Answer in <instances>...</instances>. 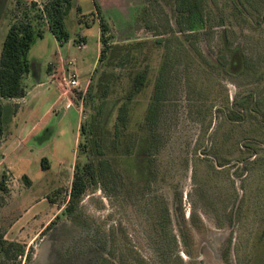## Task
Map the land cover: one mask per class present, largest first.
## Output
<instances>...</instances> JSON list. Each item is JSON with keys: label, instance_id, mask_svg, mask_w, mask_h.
Instances as JSON below:
<instances>
[{"label": "rangeland", "instance_id": "obj_1", "mask_svg": "<svg viewBox=\"0 0 264 264\" xmlns=\"http://www.w3.org/2000/svg\"><path fill=\"white\" fill-rule=\"evenodd\" d=\"M35 1L26 14L43 38L24 78L35 93L1 103L0 180L8 194L0 191V233L25 253L0 255V264H264V0H190L189 31L176 21L181 0H96L110 45L141 41L132 62L115 71L121 79L111 87L105 124L125 101L129 73L145 69L147 86L127 102L124 130L160 136L161 171L152 193L140 189L126 206L91 184L74 219L62 213L76 158L88 155L77 97L98 65L99 19L94 0H73L70 38L60 44L42 11L47 0ZM16 3L0 0V54ZM166 23L177 24L174 35ZM223 50L237 52L231 63ZM72 74L78 88L68 86ZM55 89L65 96L49 111Z\"/></svg>", "mask_w": 264, "mask_h": 264}, {"label": "trees", "instance_id": "obj_2", "mask_svg": "<svg viewBox=\"0 0 264 264\" xmlns=\"http://www.w3.org/2000/svg\"><path fill=\"white\" fill-rule=\"evenodd\" d=\"M72 1L47 0L42 5V11L48 22V30L60 44L67 43L70 38L66 30L65 20L71 10ZM189 1L181 0V9H178L176 2V21L179 26L183 27L181 31H189L187 27L190 20L186 13L190 6ZM16 4L13 19L0 54V99L7 101L26 96L24 78L32 71L28 54L36 40L43 38V32H35L30 18L26 14L28 6L37 8V1L33 0L27 3L24 0H17ZM94 7L95 14L99 19L102 47L98 65L91 76L87 90L78 92L77 97L79 101H82L83 113L79 134L81 138L88 141V155L84 159L80 155L76 158L69 201L62 213L71 219H74L72 216L75 208L91 184L98 186L108 197L116 199L120 205L126 206L128 201L137 196L140 189L152 193V188L158 181L161 171L162 145L160 136L156 135L150 128L148 132L142 128L137 129L138 133L128 132L127 134L124 130L126 124L128 126L131 120L130 107L128 111L126 109L127 102L131 101L137 92L144 90L147 86L148 72L145 69L143 72L133 71L129 73L131 86L125 96V101L117 108L111 126L105 124L104 108L106 109L111 87L119 76L116 75L115 71L122 69L126 63L132 62L138 53L137 50L141 46V41L134 46L129 42L110 45L108 40L110 24L96 0H94ZM21 13L25 16L23 19H18ZM176 28L177 24L176 27H173L166 23V34L174 35ZM160 33L165 34L163 31ZM177 34H179L178 31ZM224 41V49L229 48L230 43H227L226 37H224ZM176 42H179L178 39ZM235 50L227 53L226 50L222 51L225 64L231 63V56L237 55ZM119 79H121L120 76ZM154 118L150 112L148 120L152 121ZM4 131L3 107L0 104V138L4 135ZM41 168L43 171L50 170L47 159L42 160ZM24 179L31 184L27 177ZM5 183V176L3 175L0 180V191L8 194ZM73 223L77 224L75 221ZM54 226L55 222H51L42 232V236L53 230ZM4 237L5 233H0V255L15 260L24 256L23 247L13 242H6ZM94 247L100 253L101 246L98 242L95 243Z\"/></svg>", "mask_w": 264, "mask_h": 264}, {"label": "crops", "instance_id": "obj_3", "mask_svg": "<svg viewBox=\"0 0 264 264\" xmlns=\"http://www.w3.org/2000/svg\"><path fill=\"white\" fill-rule=\"evenodd\" d=\"M79 83H80V80H79ZM55 91H57L56 89H55ZM32 93H35V91H34V89H32L31 91H28L27 89H26V96L25 97H27L28 95H30V94H32ZM53 93H54V91H53ZM55 95H56V100L51 104V106L49 107V111H50V109L52 108H54L56 105H57V103H58V100L60 101L61 99H62V96L64 97L65 95L64 94H61V93H59V90L57 91V92H55ZM5 101H7V100H1L0 99V104L2 103V102H5ZM13 101H15V100H12V102ZM68 102H71V99L68 97V100H67ZM7 102H11V100H9V101H7ZM72 109V108H71ZM80 123H81V121H80ZM33 129L34 130H36V128H35V126L33 127ZM9 146H11L10 144L8 145V147ZM9 148H7L6 150H8ZM11 154H12V152H9V156H11ZM10 159V158H9ZM9 168V167H8ZM10 169V168H9Z\"/></svg>", "mask_w": 264, "mask_h": 264}, {"label": "built area", "instance_id": "obj_4", "mask_svg": "<svg viewBox=\"0 0 264 264\" xmlns=\"http://www.w3.org/2000/svg\"><path fill=\"white\" fill-rule=\"evenodd\" d=\"M68 86H71L72 88H78L80 86L79 79L76 74L71 75L68 80Z\"/></svg>", "mask_w": 264, "mask_h": 264}]
</instances>
